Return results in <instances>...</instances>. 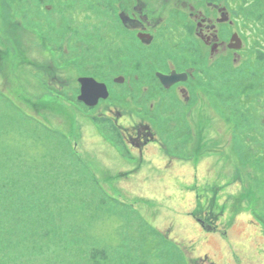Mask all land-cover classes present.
Masks as SVG:
<instances>
[{
  "label": "rangeland",
  "instance_id": "rangeland-1",
  "mask_svg": "<svg viewBox=\"0 0 264 264\" xmlns=\"http://www.w3.org/2000/svg\"><path fill=\"white\" fill-rule=\"evenodd\" d=\"M0 1V264H264L263 91L240 108L223 88L200 146L163 132L181 106L147 109L165 147L142 160L78 99L83 75L108 85L106 103L135 95L114 82L115 0ZM247 1L264 20V0ZM12 44L23 58L5 70ZM215 194L229 210L210 231L194 210Z\"/></svg>",
  "mask_w": 264,
  "mask_h": 264
},
{
  "label": "flooded vegetation",
  "instance_id": "flooded-vegetation-1",
  "mask_svg": "<svg viewBox=\"0 0 264 264\" xmlns=\"http://www.w3.org/2000/svg\"><path fill=\"white\" fill-rule=\"evenodd\" d=\"M250 4L247 0H115L113 17L117 18L112 19L115 27L110 30L109 42L117 45L116 58L112 59L118 61L112 62V69L121 70L118 77L122 81L116 82L115 78L114 82L126 85L135 95H149L137 101L133 94L121 99L120 93L112 102L100 100L89 109L103 106L98 117L110 121L118 129L120 140L140 159L151 160L149 154L158 150L152 145L160 150L163 142L147 109L160 111L167 106L178 110L181 106V114L175 121H168L163 132L168 129L178 137H193L192 141L200 146L205 131L202 138L195 128L196 121L221 120V105L229 98L226 95L222 100L223 88L229 87L232 99L238 97L240 108L253 104L255 92H264V20L254 19ZM162 76L167 82L168 76L183 79L166 87ZM177 122L182 126L177 127ZM194 156L196 167L204 155L200 150ZM155 159L163 162L159 157ZM164 165L174 166L173 161H165ZM218 198L215 194L196 207L199 212L194 214L202 226L200 218L207 219L215 231L220 216L229 210ZM233 208L238 210L234 204Z\"/></svg>",
  "mask_w": 264,
  "mask_h": 264
},
{
  "label": "water",
  "instance_id": "water-1",
  "mask_svg": "<svg viewBox=\"0 0 264 264\" xmlns=\"http://www.w3.org/2000/svg\"><path fill=\"white\" fill-rule=\"evenodd\" d=\"M170 81H166V77L162 76V82L166 87L173 83L182 80V76H168ZM79 82L81 84L80 95L78 99L83 101L88 106H95L100 99H107L109 97L108 86L104 82H100L92 76L80 77ZM121 77L116 78V82H121Z\"/></svg>",
  "mask_w": 264,
  "mask_h": 264
},
{
  "label": "trees",
  "instance_id": "trees-1",
  "mask_svg": "<svg viewBox=\"0 0 264 264\" xmlns=\"http://www.w3.org/2000/svg\"><path fill=\"white\" fill-rule=\"evenodd\" d=\"M0 2H1V1H0ZM9 47H10V44H7V45L5 46V49H7V48H9ZM10 49H11V50H10L11 54H8L7 59H5V62H7L8 66L5 67L6 65H3V67H5V70L8 69V67H9L10 64H12V63H19V61L23 58V54H22L21 50L19 49V47H18L17 45L14 46V44H12V47H11ZM1 51H2V50H1ZM9 55H10V58H9ZM21 57H22V58H21ZM10 66H12V65H10ZM1 95L4 96V95L2 94V92H1ZM245 109H247V112H249V109H248V108H245ZM239 111H241V109H240ZM235 116H236V113L233 114V117H235ZM263 121H264V120H263ZM233 122H235V121L233 120V121H231V123L229 124V126H230V129H229V130H230V134H232L233 136H237V132H236V123H235L234 125H232ZM262 123H263V122H262ZM239 124H240V122H239ZM263 124H264V123H263ZM262 138H264V136H263ZM249 152H252L251 149H249ZM242 153H244L245 156L247 155L246 152H242ZM253 156H255V153H253ZM251 159H252V158H251ZM239 197H241V196H239ZM197 207L200 208V207H201V204L198 203ZM198 212H199V210L196 209L195 212H194V214L197 215ZM200 219L203 221V227H205L206 229H208V230H210V231H215V230H214V227L210 226L211 224H209V222H208L207 219H202V218H200Z\"/></svg>",
  "mask_w": 264,
  "mask_h": 264
},
{
  "label": "bare ground",
  "instance_id": "bare-ground-1",
  "mask_svg": "<svg viewBox=\"0 0 264 264\" xmlns=\"http://www.w3.org/2000/svg\"><path fill=\"white\" fill-rule=\"evenodd\" d=\"M230 136H231V134H230Z\"/></svg>",
  "mask_w": 264,
  "mask_h": 264
}]
</instances>
